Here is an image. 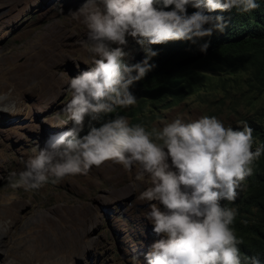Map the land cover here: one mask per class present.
Masks as SVG:
<instances>
[{
    "label": "clouds",
    "instance_id": "clouds-1",
    "mask_svg": "<svg viewBox=\"0 0 264 264\" xmlns=\"http://www.w3.org/2000/svg\"><path fill=\"white\" fill-rule=\"evenodd\" d=\"M189 5L196 11L188 14ZM259 6L257 0H87L78 12L88 28L84 44L92 67L69 82L71 97L62 113L64 124L71 126L34 149L24 170L10 173L9 186L36 192L66 176L87 175L108 161L126 171L135 166L137 181L150 180L139 200L149 203L145 218L161 237L144 254L147 264H260L241 253L243 240L232 227L238 210L221 204L237 199L253 174L251 165L264 152L262 147L253 151L254 129L247 121L234 130L216 116L202 115L148 130L117 114L98 127L91 124L116 108L137 104L131 86L156 67L150 61L158 53L150 45L195 44L226 28L222 16L210 13L233 8L248 13ZM129 36L145 53L137 63L126 62ZM208 46L200 45V51ZM86 118L89 130L81 136Z\"/></svg>",
    "mask_w": 264,
    "mask_h": 264
},
{
    "label": "rangeland",
    "instance_id": "rangeland-1",
    "mask_svg": "<svg viewBox=\"0 0 264 264\" xmlns=\"http://www.w3.org/2000/svg\"><path fill=\"white\" fill-rule=\"evenodd\" d=\"M86 2L0 0V264H147L144 254L161 238L145 218L149 203L139 200L150 180L137 181L135 166L126 171L108 161L36 192L9 186L10 173L24 170L34 149L71 126L62 113L71 97L69 82L93 59L78 12ZM124 50L129 64L145 56L130 36ZM199 71L205 77L194 81L192 91L180 90L154 113L128 107L118 115L148 130L202 115L239 130L241 121L264 112V91L241 70ZM86 129L88 118L81 136ZM34 252L40 257L29 263Z\"/></svg>",
    "mask_w": 264,
    "mask_h": 264
},
{
    "label": "trees",
    "instance_id": "trees-1",
    "mask_svg": "<svg viewBox=\"0 0 264 264\" xmlns=\"http://www.w3.org/2000/svg\"><path fill=\"white\" fill-rule=\"evenodd\" d=\"M257 3L259 8L248 13L235 8L210 13L222 16L226 28L223 32L214 31L211 36L198 39L195 44L174 40L150 45L158 53L150 61L156 67L131 86L130 91L137 97V104L130 107L131 111L154 113L180 90L192 91L194 81L205 77L199 70H241L253 87L264 91V0H257ZM193 11L196 9L187 6L188 14ZM206 42L209 45L207 51L201 52L200 45ZM121 109L116 108L107 116L101 115L93 126L98 127L105 119L115 117ZM138 119L134 115L132 122H138ZM245 121L254 129L253 151L257 147L264 148V112ZM251 167L253 174L242 183L237 199L226 201V205L238 210L232 227L243 240L239 245L242 255L256 257L260 264H264V152Z\"/></svg>",
    "mask_w": 264,
    "mask_h": 264
},
{
    "label": "bare ground",
    "instance_id": "bare-ground-1",
    "mask_svg": "<svg viewBox=\"0 0 264 264\" xmlns=\"http://www.w3.org/2000/svg\"><path fill=\"white\" fill-rule=\"evenodd\" d=\"M52 32V31H51ZM9 63V62H8ZM21 64V63H20ZM24 68V67H23ZM22 70V69H21ZM33 77V76H32ZM22 78H24V77H22ZM29 79H32V78H29ZM25 80H26V78H25ZM33 80H34V82H35V80H37L36 78H34L33 77ZM22 81H24V80H22ZM27 82H31V81H28V79H27ZM29 84V83H28ZM30 85V84H29ZM3 104V103H2ZM38 248V247H37ZM39 252V251H38ZM35 253V252H34ZM43 254V253H42ZM39 255H38V253L36 252L31 258H29V260H28V262L29 263H31V262H34L35 260H37V259H39ZM42 257H44V256H42ZM41 259H43V258H41Z\"/></svg>",
    "mask_w": 264,
    "mask_h": 264
}]
</instances>
